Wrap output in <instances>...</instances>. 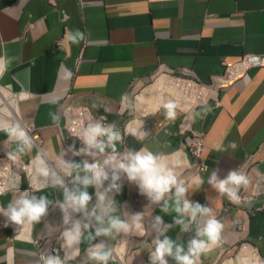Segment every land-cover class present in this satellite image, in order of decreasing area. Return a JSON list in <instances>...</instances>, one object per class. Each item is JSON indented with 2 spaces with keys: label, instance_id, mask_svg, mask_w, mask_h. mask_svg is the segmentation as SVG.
Instances as JSON below:
<instances>
[{
  "label": "crops",
  "instance_id": "1",
  "mask_svg": "<svg viewBox=\"0 0 264 264\" xmlns=\"http://www.w3.org/2000/svg\"><path fill=\"white\" fill-rule=\"evenodd\" d=\"M77 31L82 38L73 42L69 36ZM244 55L250 56L245 77L221 88L218 104L199 105L189 118L175 110V119H168L162 106L143 117L129 100L158 64L207 83L221 71V60L228 64ZM0 59L8 64L0 83L25 93L20 117L34 125L33 137L47 160H38L39 170L49 163L56 171L25 197L48 202L45 215L30 224L38 246L31 239H12L16 223L10 215L18 201L10 193L0 196V264H44L49 256L62 264H105L90 256L97 245L110 252L106 264H114L111 249L118 243L124 245L123 264H160L152 253L156 240L165 238L173 245L167 264H182L175 258L177 246L180 255L189 254L191 241L204 239L198 233L213 215L223 224L220 239L195 264H222L245 254L246 247L264 264V0H0ZM66 104L87 106L91 123L111 125L121 139L109 144L99 137L103 152L86 143L79 150L63 127ZM188 136L201 139L206 166L201 172H193ZM28 143L0 129V154L31 157L36 149ZM142 150L161 157L176 176L177 184L159 200L119 168ZM180 151L186 158L181 170ZM99 160L106 176L97 181L83 166ZM231 170L248 178L238 191L247 196L239 203L209 183L213 172L223 179ZM180 186L187 189L182 197L176 194ZM84 191L90 196L84 207L66 201V192ZM178 200L181 208L187 200L211 212H197L193 219L191 209L176 211ZM113 219L128 230L112 228ZM76 224L80 240L68 247L63 233ZM52 242L58 254L38 258ZM240 243L247 246L233 254ZM222 256L228 259L218 263Z\"/></svg>",
  "mask_w": 264,
  "mask_h": 264
},
{
  "label": "clouds",
  "instance_id": "2",
  "mask_svg": "<svg viewBox=\"0 0 264 264\" xmlns=\"http://www.w3.org/2000/svg\"><path fill=\"white\" fill-rule=\"evenodd\" d=\"M81 38H82V34L79 33L78 31L75 34L69 36V39L72 40L73 42H78V40ZM7 66H8L7 61L0 59V74H3V72L6 71ZM157 66L154 68L153 72L155 71ZM174 70H179V69H174ZM221 71H222V69H221ZM146 87H151L152 89L155 88V85L151 82V77H150L149 81L146 83V85L140 91H138L139 93L138 92L137 93L140 94V92ZM220 90H219V92H220ZM136 96L137 95L135 94V96H134L135 107H137ZM210 102L215 104L213 101H210ZM218 102H219V93H218ZM206 103H208V102H206ZM206 103H204V104H206ZM216 104H218V103H216ZM199 105H202V104H199ZM199 105H197V106H199ZM160 106H162L166 110L165 114H166V117L168 119H175V117H176L175 110H177V109H176V104L174 102L169 101L167 103L160 104L158 107H160ZM197 106H195L194 108L189 110L187 112V114L190 111H192L193 109H195ZM138 111H139V109H138ZM187 114L185 116L183 114L182 115L184 117L189 118L187 116ZM63 127H64V124H63ZM10 132L12 134L18 135V137L21 138L22 140H25V142H27V141L30 142L29 140H27V134L24 130H22V129L17 130L15 128H13V129H10ZM65 132L67 133L66 129H65ZM104 136L107 137L109 144H111L112 141H118L121 139V134L117 131H114L113 127L111 125L104 126L100 122H95V123L90 122L87 125V127L86 128L84 127V129L80 133V137H81V139H83L84 144L86 143L89 147L99 148L101 152L104 151L105 144H104L103 140L99 137H104ZM69 138H71V137H69ZM98 138H99V140H98ZM188 138L192 139V137L188 136L187 140L185 141L187 146H188V151L190 153V145L188 144ZM84 147L85 146H83V145L81 147L78 146V149L81 150ZM113 147H114V145H113ZM36 152H37V149H36ZM36 152L34 155H36ZM18 154H21V153H18ZM34 155L31 157H34ZM27 158H30V157H27ZM37 158H44L45 159L41 149H40V155H38ZM192 158H193V156H192ZM127 160H128L127 163H120L119 168L123 169L124 171H126L128 173L129 179L135 180V179L139 178V180L141 181L142 188L148 190L150 193L151 192L156 193V197H155L156 200L161 199V197L163 196L164 193L168 192L173 186H175L177 184V179H176V176L174 175L172 169L168 168L165 164L162 163L161 157L154 155L150 151H145V150L137 151L133 154H130V156L127 157ZM200 160L202 161L201 158H200ZM105 163H108V161H105ZM196 163H197V161H196ZM196 163H195V165H196ZM48 165L50 167L52 166L49 163H48ZM195 165H194V168H195ZM83 167L85 170L92 171L94 173V178L97 181L101 178V176H106V173H104L101 170V167L96 163H92V164L85 163ZM194 168H193V172H195V173L201 172V171H194ZM205 168H206V166H205ZM52 170H53V173H56V171L53 167H52ZM41 172H43L45 174L44 178L46 179V182L44 184H46L47 180H48V174H49L48 167H47V170L42 168ZM36 174H38V173H36ZM38 175L43 176V174H41V173ZM77 179H79V177H77ZM114 179H115V177H114ZM202 182L203 181L201 180L198 183H202ZM83 183L87 185L88 183H90V181L87 178H85ZM209 183L212 184V186L214 188H216L218 190V192L221 193L222 195L226 194L230 201L235 202V203H239L240 202V196L238 195V191H239L241 186H246L248 184V178L243 173H240L236 170H231V171H229L228 175L225 178L218 179L217 174L215 172H213L210 179H209ZM44 184H42V185H44ZM24 186H25V181H23V183H22V187H24ZM186 191H187V189L183 186L176 188V194L178 197H182ZM11 195L15 196L14 194H11ZM65 195H66V201L71 202V204L73 206H79L81 208L84 207L87 204V202L90 200V196L86 191L80 192L78 195H69L66 192ZM17 198L15 196V199H17ZM17 201H18L17 203H18L19 207L18 208H15V207L12 208L10 220L12 222L18 224V225H24L26 223L29 224V233H30V224L35 223V222H39L41 217L43 215H45V213L47 211V203L48 202L43 197L40 198L39 200H37L35 197H33L31 199L22 197V198H20V200L17 199ZM189 209L192 210L193 219H195L197 212H207V213L211 212V209L204 208L203 206H201L199 204H196L195 207H193L192 204L187 200H185L183 202V207L181 208L179 206V200L177 201V207H176L177 212H186ZM134 219L136 221H139L140 216L137 215ZM157 220L159 221L160 217H157ZM178 223H179V221H178ZM12 226H13V224H12ZM111 227L117 229L118 231L119 230L127 231L129 226L126 223H124L123 221L113 219L111 221ZM136 227L140 228L141 226L139 223H137ZM222 228H223V224L219 220H217L214 215L210 216V218L207 220L203 229L198 233L201 237H204V239H200V240L193 239L191 241V246L189 248V254H186V255H180L181 248L179 246H177L176 255H175L176 260L182 262V264H195V262L197 261L196 257H198L200 253H205V252L209 251L213 246H215L218 243V241L220 239V234H221ZM102 231L105 234H107L110 230L109 229H103ZM11 235H12V233H11ZM63 236L65 237L66 244L68 247H71L73 244L78 243L80 240L79 225L76 224L73 226L72 229L65 231L63 233ZM29 238L31 239V234L29 235ZM35 241H37V240H35ZM31 242L33 243L32 239H31ZM155 243H156V248H155V251L152 253L153 262L155 260H159L160 264H167V261L165 260V255L166 254L172 255V253H173L172 242L168 238H165L163 241H160L159 239H157ZM33 244L35 245V243H33ZM35 246H37V245H35ZM245 246H247V243H242V245L240 246V249L245 247ZM102 248H103V245H97L96 250L91 252L90 256L96 260L104 261L106 264V262L110 256V252L102 251L101 250ZM78 252H79V250L77 249V251L73 255L78 254ZM49 253H51V252H49ZM56 254H58V251ZM44 264H62V261L59 257L49 256L44 261Z\"/></svg>",
  "mask_w": 264,
  "mask_h": 264
},
{
  "label": "built area",
  "instance_id": "3",
  "mask_svg": "<svg viewBox=\"0 0 264 264\" xmlns=\"http://www.w3.org/2000/svg\"><path fill=\"white\" fill-rule=\"evenodd\" d=\"M60 44V42L58 43ZM249 55H244L232 63H225L221 60L222 71L218 74L210 76L207 83H202L193 75L179 70L167 68L159 64L151 75V82L158 89V83L162 86L164 95L170 101L176 104V109L184 116L189 110L199 104L213 101L218 103L219 90L230 86L236 79L245 77L249 63ZM25 97L22 91H15L9 84L0 83V129H22L27 134L29 140L37 149L34 157L25 158L18 153H2L0 154V195L3 193H11L18 200L28 196L38 186L44 184L46 179L42 175L35 172V160L40 155V148L33 137L35 127L32 123H24L20 117L19 104ZM177 100V101H175ZM62 113L64 116V127L67 136L73 141H77L81 147L84 144L80 133L84 127L92 120V115L87 106L66 104ZM10 134L15 139H21L16 134ZM190 145V153L196 159L194 171H202L205 169L204 163L200 160V152L202 142L198 136L188 138ZM44 179V181H42ZM25 181V186L22 183ZM12 239L29 238V224L12 226ZM30 239V238H29ZM38 246V242L33 240ZM40 245V243H39ZM57 247L55 242L46 245L39 252V258L45 257L49 252L56 254Z\"/></svg>",
  "mask_w": 264,
  "mask_h": 264
},
{
  "label": "bare ground",
  "instance_id": "4",
  "mask_svg": "<svg viewBox=\"0 0 264 264\" xmlns=\"http://www.w3.org/2000/svg\"><path fill=\"white\" fill-rule=\"evenodd\" d=\"M157 83H158L157 84L158 89H155V88L152 89L151 87H146L142 90V92L138 96H136L137 106H138V109H140V111L142 113L141 115L143 117L150 116L152 114V112L155 109H157V107L160 104L167 103L170 101V99L164 95V93L161 89L162 86L159 84V82H157ZM175 101H177V100H175ZM178 154L180 155V159L179 158H178L179 160L177 159L178 160L177 164L180 167L179 170H181V169H183V167L186 166V158H185V155L183 152L180 151ZM39 159H42V158L36 159L35 171L38 174H40V173L42 174V172H40L41 170H39V167H38V160ZM44 163L45 162H43V166L45 165ZM42 181H44V179ZM111 251H112L114 260L116 259L118 264H122V261L124 260V253H125L124 245L122 243H118L115 247H112ZM244 251H245V254H242V253L238 254L235 259H229L222 264H233L234 262H240L243 264V262H246V261L252 262L253 264H259V261L257 260V254L253 253L251 248L246 247L244 249ZM119 262H121V263H119ZM115 264H116V262H115Z\"/></svg>",
  "mask_w": 264,
  "mask_h": 264
},
{
  "label": "rangeland",
  "instance_id": "5",
  "mask_svg": "<svg viewBox=\"0 0 264 264\" xmlns=\"http://www.w3.org/2000/svg\"><path fill=\"white\" fill-rule=\"evenodd\" d=\"M138 92V91H137ZM137 92H135L133 95H131V97H130V102L132 103L133 102V104H134V96H135V94L138 96L139 94V92L137 93ZM142 92V91H141ZM140 92V93H141ZM136 105H137V99H136ZM135 110L134 111H138V106L137 107H135L134 108ZM139 111H140V109H139ZM137 113V112H136ZM142 113H141V111H140V115H141ZM28 144H31L32 145V143L31 142H29ZM96 164H98V165H101V164H99V163H104V162H102L101 160H99L98 161V163L97 162H95ZM45 164V163H44ZM100 167H102V166H100ZM104 169V168H103ZM48 172H49V174H53V170H52V166L50 167V166H48ZM244 195H246V193H245V191H243V194H239V196H240V201L241 200H244L245 199V196ZM247 196V195H246ZM242 245V243H240L238 246H237V248L233 251V254L235 253L236 255L238 254V250H239V248H240V246ZM226 259H228V257H225V256H222L217 262L219 263V262H221V261H224V260H226ZM115 262H116V264H118L117 263V261H116V259L114 260ZM119 263H121V262H119ZM115 264V263H114ZM122 264H123V261H122Z\"/></svg>",
  "mask_w": 264,
  "mask_h": 264
}]
</instances>
